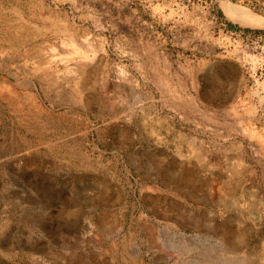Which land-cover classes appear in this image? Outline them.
Wrapping results in <instances>:
<instances>
[{"label":"rangeland","instance_id":"obj_1","mask_svg":"<svg viewBox=\"0 0 264 264\" xmlns=\"http://www.w3.org/2000/svg\"><path fill=\"white\" fill-rule=\"evenodd\" d=\"M228 5L264 17L0 0V264H264V25Z\"/></svg>","mask_w":264,"mask_h":264},{"label":"bare ground","instance_id":"obj_2","mask_svg":"<svg viewBox=\"0 0 264 264\" xmlns=\"http://www.w3.org/2000/svg\"><path fill=\"white\" fill-rule=\"evenodd\" d=\"M226 9H227V11L229 9L232 10L237 15V18H239V20L243 21V23L245 22L249 25H255V26L256 25H258V26L264 25V17H262V16H258L256 14H253L250 11H247L243 8L236 9L235 7H233L231 5H228V7H226ZM232 11H230V12H232Z\"/></svg>","mask_w":264,"mask_h":264},{"label":"trees","instance_id":"obj_3","mask_svg":"<svg viewBox=\"0 0 264 264\" xmlns=\"http://www.w3.org/2000/svg\"><path fill=\"white\" fill-rule=\"evenodd\" d=\"M231 24L230 23H228V26H230Z\"/></svg>","mask_w":264,"mask_h":264}]
</instances>
